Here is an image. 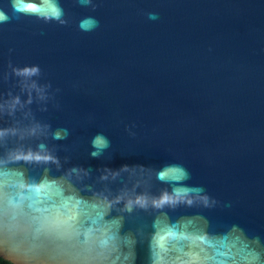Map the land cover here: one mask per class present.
Returning a JSON list of instances; mask_svg holds the SVG:
<instances>
[{"label":"water","instance_id":"95a60500","mask_svg":"<svg viewBox=\"0 0 264 264\" xmlns=\"http://www.w3.org/2000/svg\"><path fill=\"white\" fill-rule=\"evenodd\" d=\"M0 257L264 264V0H0Z\"/></svg>","mask_w":264,"mask_h":264},{"label":"trees","instance_id":"16d2710c","mask_svg":"<svg viewBox=\"0 0 264 264\" xmlns=\"http://www.w3.org/2000/svg\"><path fill=\"white\" fill-rule=\"evenodd\" d=\"M0 264H12V263L0 257Z\"/></svg>","mask_w":264,"mask_h":264}]
</instances>
